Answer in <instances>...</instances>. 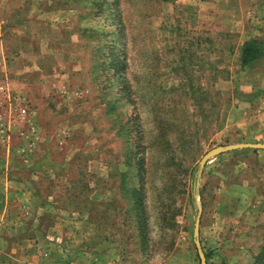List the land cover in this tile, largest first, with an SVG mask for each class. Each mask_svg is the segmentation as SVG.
Returning a JSON list of instances; mask_svg holds the SVG:
<instances>
[{"label": "rangeland", "instance_id": "rangeland-1", "mask_svg": "<svg viewBox=\"0 0 264 264\" xmlns=\"http://www.w3.org/2000/svg\"><path fill=\"white\" fill-rule=\"evenodd\" d=\"M3 127L0 264H264V0H0Z\"/></svg>", "mask_w": 264, "mask_h": 264}, {"label": "water", "instance_id": "water-1", "mask_svg": "<svg viewBox=\"0 0 264 264\" xmlns=\"http://www.w3.org/2000/svg\"><path fill=\"white\" fill-rule=\"evenodd\" d=\"M244 148H247V149H264V144H233V145H227V146H224V147H216V148H213L211 150H209L207 153H205L200 161L198 162V171H200V169L203 167V165L205 164V162L215 156V155H218V154H221L225 151H229V150H237V149H244ZM200 212H201V209L199 206H197V214H196V217H195V222H194V228H193V237H194V245H195V248L197 250V255H198V258H199V264H205L204 262V256L202 254V252L200 251L199 249V243H198V240H197V232H198V222H199V215H200Z\"/></svg>", "mask_w": 264, "mask_h": 264}, {"label": "trees", "instance_id": "trees-1", "mask_svg": "<svg viewBox=\"0 0 264 264\" xmlns=\"http://www.w3.org/2000/svg\"><path fill=\"white\" fill-rule=\"evenodd\" d=\"M262 51L263 45L257 40L243 41L239 48L240 66L243 68L251 67L261 57Z\"/></svg>", "mask_w": 264, "mask_h": 264}, {"label": "crops", "instance_id": "crops-1", "mask_svg": "<svg viewBox=\"0 0 264 264\" xmlns=\"http://www.w3.org/2000/svg\"><path fill=\"white\" fill-rule=\"evenodd\" d=\"M237 17V16H236ZM6 128H4L3 127V130L2 131H0V146L4 149V150H6V152L8 153V151H9V149H14L11 145H12V143H13V141L10 143L9 142V137H10V135L9 134H6L4 131H6L5 130ZM23 146H25L24 145V142H23V144H19L17 147H16V145H15V147H16V149L17 148H22Z\"/></svg>", "mask_w": 264, "mask_h": 264}, {"label": "built area", "instance_id": "built-area-1", "mask_svg": "<svg viewBox=\"0 0 264 264\" xmlns=\"http://www.w3.org/2000/svg\"><path fill=\"white\" fill-rule=\"evenodd\" d=\"M22 114V113H21ZM20 115V114H19ZM21 118H24V117H21Z\"/></svg>", "mask_w": 264, "mask_h": 264}]
</instances>
